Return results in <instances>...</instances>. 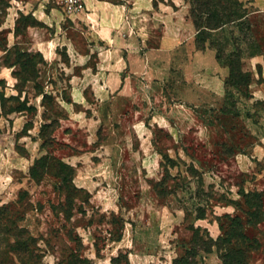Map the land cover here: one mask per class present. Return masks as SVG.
Listing matches in <instances>:
<instances>
[{
    "label": "rangeland",
    "instance_id": "374dc122",
    "mask_svg": "<svg viewBox=\"0 0 264 264\" xmlns=\"http://www.w3.org/2000/svg\"><path fill=\"white\" fill-rule=\"evenodd\" d=\"M2 9L0 210L27 232L26 264H174L193 250L199 264H223L242 246L240 224L246 263H264V15L201 34L217 62L133 79L119 116H94L90 89L75 107L85 115L70 119L69 80L80 71L20 47L2 54Z\"/></svg>",
    "mask_w": 264,
    "mask_h": 264
},
{
    "label": "crops",
    "instance_id": "0c3cea01",
    "mask_svg": "<svg viewBox=\"0 0 264 264\" xmlns=\"http://www.w3.org/2000/svg\"><path fill=\"white\" fill-rule=\"evenodd\" d=\"M240 1L249 8L250 20L264 15V0ZM84 3L86 10L77 15L67 14L59 0H7L2 9L10 23L2 54L20 47L56 68L80 71L69 80L70 119L85 115L75 107L86 104L87 90L95 92L94 116L116 117V103L133 79L142 82L154 78L155 71L181 70L182 64H199L206 56L217 62L213 50L197 49L190 5L183 0ZM26 117L18 113L15 130L23 129Z\"/></svg>",
    "mask_w": 264,
    "mask_h": 264
},
{
    "label": "trees",
    "instance_id": "16d2710c",
    "mask_svg": "<svg viewBox=\"0 0 264 264\" xmlns=\"http://www.w3.org/2000/svg\"><path fill=\"white\" fill-rule=\"evenodd\" d=\"M186 2L190 5L189 17L197 30L196 44L199 50H205V44L200 41L201 34L207 31L218 32L229 24L239 23L244 20L249 24V12L244 11L240 15L242 3H239L238 0H186ZM4 4L5 1L0 0V8H3ZM231 58L237 61L238 70L241 69V52L239 49L236 50V54L231 55ZM217 59L221 60L218 54ZM228 66L230 73H232L235 65L231 64ZM239 226L241 232L238 236L242 241V246L235 244L234 247L228 249L222 255L223 264H247L245 258L246 246L244 242L248 241L249 237L244 233L243 225L240 224ZM24 233L27 235V232H23L20 229L18 219L17 221H13L12 215H9L7 210H0V264H9L6 260L8 257L7 252L5 253L6 249L9 253L17 256L20 264H26L20 257L24 251L21 246L25 243ZM10 239L14 241L13 246L9 243ZM31 242L33 243L35 241L32 239ZM27 244L26 247L29 248ZM197 257L198 254L193 250L187 252L180 260L174 262V264H199ZM79 263L88 264L82 260H79Z\"/></svg>",
    "mask_w": 264,
    "mask_h": 264
},
{
    "label": "built area",
    "instance_id": "2783aa9c",
    "mask_svg": "<svg viewBox=\"0 0 264 264\" xmlns=\"http://www.w3.org/2000/svg\"><path fill=\"white\" fill-rule=\"evenodd\" d=\"M65 12L69 15H77L86 10L84 0H59Z\"/></svg>",
    "mask_w": 264,
    "mask_h": 264
}]
</instances>
